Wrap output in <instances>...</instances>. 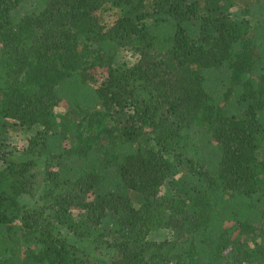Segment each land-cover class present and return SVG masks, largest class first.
Instances as JSON below:
<instances>
[{
  "label": "trees",
  "instance_id": "16d2710c",
  "mask_svg": "<svg viewBox=\"0 0 264 264\" xmlns=\"http://www.w3.org/2000/svg\"><path fill=\"white\" fill-rule=\"evenodd\" d=\"M22 3L0 0V141L41 130L0 146V264H264V0Z\"/></svg>",
  "mask_w": 264,
  "mask_h": 264
},
{
  "label": "rangeland",
  "instance_id": "374dc122",
  "mask_svg": "<svg viewBox=\"0 0 264 264\" xmlns=\"http://www.w3.org/2000/svg\"><path fill=\"white\" fill-rule=\"evenodd\" d=\"M43 0H23L22 5L18 10L13 13L15 21H18L24 14L31 13L34 8L38 7ZM119 10L106 6L99 12L100 19L105 28H110L115 21L119 18ZM137 56L130 50L123 49L119 52L116 61L118 63L127 64L132 66L136 63ZM57 113L62 114L64 110L57 109ZM41 130L40 127L33 126L27 127L20 124H11L9 128L4 131L2 140L0 141V146L3 151L7 152L9 155L15 149L20 155L25 149L30 147L32 139L37 135ZM0 166L2 162L0 161ZM170 186L166 185L164 191H169ZM69 237L73 236L67 230L64 231ZM159 240H164L165 238L170 237V233L167 230H158L152 233V238Z\"/></svg>",
  "mask_w": 264,
  "mask_h": 264
}]
</instances>
